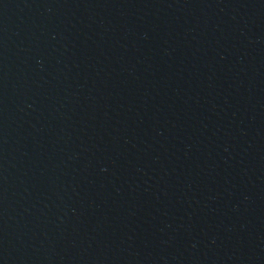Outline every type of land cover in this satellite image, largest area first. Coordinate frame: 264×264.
Instances as JSON below:
<instances>
[{"label": "water", "instance_id": "95a60500", "mask_svg": "<svg viewBox=\"0 0 264 264\" xmlns=\"http://www.w3.org/2000/svg\"><path fill=\"white\" fill-rule=\"evenodd\" d=\"M0 264H264V0H0Z\"/></svg>", "mask_w": 264, "mask_h": 264}]
</instances>
